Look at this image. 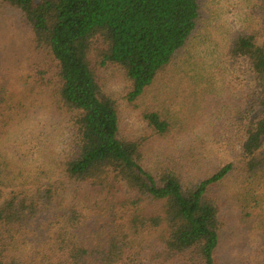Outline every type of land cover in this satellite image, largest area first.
<instances>
[{
	"label": "trees",
	"instance_id": "obj_1",
	"mask_svg": "<svg viewBox=\"0 0 264 264\" xmlns=\"http://www.w3.org/2000/svg\"><path fill=\"white\" fill-rule=\"evenodd\" d=\"M0 3L22 14L35 48L55 64L54 80L40 79L32 89L52 84L49 98L70 115L74 131L51 161L56 182L17 193L0 175V264H216L221 225L209 192L233 172V160L199 181L178 169H147L143 141L121 134L118 107L99 76L106 67L120 69L130 82L129 102L137 101L177 64L203 20L205 0ZM253 15L255 27L238 32L226 56L243 66L241 83L248 79L236 158L246 174L264 178V0H256ZM17 104L0 87V155L7 134L19 131ZM143 121L159 137L173 129L155 112ZM233 144L226 140V148ZM51 215V232L20 259L38 221ZM93 221L102 240L81 235Z\"/></svg>",
	"mask_w": 264,
	"mask_h": 264
},
{
	"label": "rangeland",
	"instance_id": "obj_2",
	"mask_svg": "<svg viewBox=\"0 0 264 264\" xmlns=\"http://www.w3.org/2000/svg\"><path fill=\"white\" fill-rule=\"evenodd\" d=\"M255 4L256 0H205L203 20L177 64L135 102L128 100L130 82L120 69L106 67L99 73L101 86L118 107L121 134L143 141L147 169H178L188 180L199 181L214 166L233 160V172L209 192L219 207L221 225L216 264H264V178L246 174L236 158V137L241 135L236 120L244 110L248 79L241 83L243 66L226 56L234 36L255 27ZM51 60L35 48L22 14L0 3V87L18 103L15 114L19 113V131L7 134L0 155V175L5 185L13 182L17 193L56 182L51 161L74 137L70 115L49 98L53 85L32 89L33 84H41L40 79L54 80ZM150 112L173 125L170 135L159 137L148 129L143 116ZM25 129L24 134H16ZM227 139L234 142L232 147L226 148ZM11 154L17 159L12 160ZM53 219L51 215L38 221L27 244L19 249L20 259H26L48 236ZM81 235L103 239L94 221L84 226Z\"/></svg>",
	"mask_w": 264,
	"mask_h": 264
}]
</instances>
